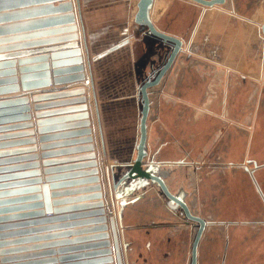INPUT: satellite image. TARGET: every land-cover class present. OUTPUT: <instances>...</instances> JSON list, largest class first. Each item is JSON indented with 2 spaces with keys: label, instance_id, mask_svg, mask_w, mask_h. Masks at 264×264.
Instances as JSON below:
<instances>
[{
  "label": "crops",
  "instance_id": "0c3cea01",
  "mask_svg": "<svg viewBox=\"0 0 264 264\" xmlns=\"http://www.w3.org/2000/svg\"><path fill=\"white\" fill-rule=\"evenodd\" d=\"M137 2L138 0H77L83 31L82 41L86 61L89 63L88 70L85 67V74H89L92 81L91 90L85 86L83 95L69 93L59 98L49 95L56 90L70 92L81 87V81L57 85L53 83V66L49 55L52 54V50L50 49L65 44L64 41L33 45L34 43L31 42L48 38L49 35L14 38L19 34H31L38 29L9 33L0 37L10 38L0 42V48H2L0 60H15L14 65L0 69V78L15 75L17 77L15 84L18 86L17 90L8 89L7 92L0 93V99L24 95L29 107L28 118L0 123V151L19 150L0 155V168L18 166L15 169L0 171V184L7 185L0 188L1 192L41 186L46 176L55 177L77 172L79 171L77 168L66 170H54V168L94 160L91 157L93 154L100 153L101 156L100 145L104 155L102 162L109 159L106 164L103 163L104 166L113 167L117 172L118 167L131 165L136 154L135 146L139 136L142 108L139 87L148 77L155 75L166 62L171 50L170 43L163 42L148 33L146 29L143 31L136 25L134 18ZM33 3H25L26 7L22 8L37 6ZM255 7L253 0H229L224 5L212 7H203L190 0H154L149 10V17L156 28L181 39L182 49L159 84L148 90L151 101L147 121L148 151L160 161L158 165L154 164L156 166L154 169L170 192L182 196L190 207V211L203 217L207 222L202 236V240L206 237L207 241L203 246L201 245V251L205 253L204 259L207 258V261L200 258L198 264H264V102H259L260 96L264 94V34L260 26L264 20V14L257 12L256 15L258 10ZM261 8L263 9L264 6ZM14 20L17 19L10 22H16ZM79 41L81 42V39ZM23 42H30V44L19 45ZM7 46L11 47L3 48ZM113 46L117 47L113 49ZM40 55H46L48 58L36 60ZM19 60L21 63H18ZM41 64L48 66L41 68ZM20 68H25L23 71L25 75L49 72L47 77L42 76L41 79L37 76L29 78L26 82L28 84L45 78H49L51 83L22 86L19 79ZM176 91L180 92L179 97L172 95ZM250 91L255 94V104L250 117L244 120L248 125L244 122L233 123L235 121H232V117L237 114L235 110L241 107V101L246 97L244 95L239 99L237 94H248ZM162 93H166L165 98L169 99L166 105H162ZM182 93L185 94L184 100L192 107H196L199 94H204L205 99H201L200 105L197 106L200 113L196 118L186 119L188 121L186 125L195 126L200 130L207 129L209 133L188 132V129H185L179 133L175 131V134L156 136L152 133V126L158 122L162 123L165 114V112L162 114V111L169 110V116L172 115L171 108L176 106V101L183 99ZM80 96L86 98L85 103L76 102ZM55 103L60 104L55 106ZM82 104L87 105L86 112L89 113L93 130L92 142L54 146L55 142L68 139L48 137L40 140L41 136L56 134L54 128H48L49 125H54L48 120L79 114L80 112L68 110ZM59 110L63 112L54 113ZM239 115L236 118L239 117L240 120ZM214 117L219 118L223 127H220L218 132L210 134V126L215 125L216 122ZM38 120L44 121L41 127H46L42 134L38 132ZM97 121L100 143H98L96 129ZM66 122L62 121V123ZM169 123L165 121L162 124ZM232 124L242 130L247 129L249 132H246V138L236 129H231ZM151 142L152 145H157L154 150L150 149ZM90 146H93V149ZM123 155L129 159L126 161L119 159ZM212 155L217 162L210 163ZM112 157L117 158L112 159ZM34 162L37 163L36 166L33 165ZM204 166L209 172L208 179L200 173L205 169ZM44 170L49 172L45 173ZM221 173L225 175L223 185L214 182V179L220 178ZM35 178H40L41 182H34ZM76 179L77 176H64L54 178L47 184ZM179 182L184 186L180 188L178 185L173 186ZM154 186L159 189L157 185ZM76 187L78 184L59 185L49 188V192H63ZM34 194L38 193L35 190L14 192L0 199H16ZM74 194L73 192L52 194L50 200L77 195ZM131 194L126 199L140 196V194L133 196ZM161 195L164 198V210L167 212L172 210L171 202L162 193ZM139 200L127 204L122 219L124 226L122 238L127 241L132 240V245L127 250V252L130 251L128 256L125 254V261L127 257H130L132 264H137L136 260H140L142 256L140 252L143 247L142 239L138 238L139 229L166 226L168 223L166 220L158 223L155 219L157 215L154 213V206L156 207L157 204L152 203L147 214L153 217L150 218L149 224L141 226L143 216L139 211ZM92 201L83 200L77 203L61 201L52 204L49 213L44 206L31 208L28 211L41 209L44 213L0 223L3 226L18 225L5 227L0 231L6 234L1 241L8 242L0 247V250L6 251L5 254L0 255V258L8 259L3 264H72L75 262L72 257L75 256L74 254L87 252L86 249L77 251L75 248L83 244L80 243V238L93 234L85 229L93 225L73 222L86 220L87 218L76 215L92 209L58 212L54 209ZM32 202L37 200H17L5 205L9 207ZM204 204L210 208L208 213L202 211V214L199 208H202ZM191 206L196 208L192 209ZM26 210L6 212L1 216L27 212ZM113 210H117V207ZM71 214H74V217H71ZM177 216L179 222L184 221V223L176 224V226L180 229L187 228L190 223L185 216L179 213ZM82 229L85 231H79ZM125 229L132 232L129 239L124 235ZM107 231L110 233L109 229ZM151 244L150 241L145 242L149 252ZM36 245L38 247H35ZM165 245V242H162L161 247L157 248L158 253L149 254L148 252L146 256L150 255L152 258L158 256L160 259L164 255ZM199 255L201 252L199 253L198 250V258ZM188 257L190 258V253Z\"/></svg>",
  "mask_w": 264,
  "mask_h": 264
},
{
  "label": "water",
  "instance_id": "95a60500",
  "mask_svg": "<svg viewBox=\"0 0 264 264\" xmlns=\"http://www.w3.org/2000/svg\"><path fill=\"white\" fill-rule=\"evenodd\" d=\"M40 1V2H39ZM196 4H199L203 7H212L216 5H224L229 0H190ZM30 2H38V4L34 7L30 8H22L26 7L25 3ZM154 0H138L137 2V12L135 14L134 22L137 26L141 27L144 31L147 30L148 33L156 36L161 39L163 42L170 43L171 50L167 57L166 62L160 67V69L155 73L154 76L148 77L143 84L139 87V94L142 100V108L140 111V119H139V136L136 143V154L132 164L126 169L115 181H113L111 188H109L110 196H113L114 200L117 204V210L115 214H112V210L109 208H104V203L101 199V186L99 179V170H98V160L96 161V157L93 154L91 157L94 160H90L87 162H80L77 164H71V166H57L54 170H66V169H74L77 168L79 171L71 172L70 174H63L62 176L48 177L46 176L45 182L39 186L32 187H24L15 190H8L5 192L0 191V198L4 195L14 192H22V191H32L35 190L38 194L22 196L18 198H9V199H0V223L6 220L11 219H20L26 216H36L44 213L43 210H33L28 211L31 208L42 206L45 207L47 212L49 213L51 210L52 204H57L61 201L68 202L74 201L73 203H77L83 200H93L92 202L81 203V204H73L71 206H65L61 208H55L54 211L58 212L61 210H73V209H92L87 212H83L81 214H77V217L87 218L86 220H80L79 224H89L93 225L91 227L85 228L86 231L93 233L84 238H80L83 243L80 246H77L75 250L80 251L81 249H86L87 252H75L74 254L75 262L72 264H123L124 256L127 253L129 242L124 241L123 238L120 237L119 228L121 229L123 226V212L122 209L128 203H134L139 200L142 195L132 197L130 200L124 201L121 198V192L118 190L123 182H127L126 185L122 186L123 194L128 197L133 191L136 189H140L143 187H148L149 185H157L159 190H161L162 194L171 202V204H176V208L173 210H177L178 208L184 215L190 219L191 221L198 223V230L196 234V238L193 242L192 246V256L191 263L196 264V247L198 244L199 237L201 235L202 230L205 226V221L190 211V207L188 204L179 196L174 195L170 192L165 182L158 176L156 173L151 170L153 167L152 163H159L160 161L156 158L154 154H149L148 151V117L150 114V98L148 90L159 84L162 77L165 75L166 71L170 68L176 56L180 53L182 49V40L167 34L166 32L159 30L154 25L152 19L149 17V10L152 7ZM22 8L14 11H10L11 9ZM78 10V4H77ZM264 14V8H263ZM33 16V17H30ZM29 17V18H27ZM13 19L16 22H10ZM27 19V20H26ZM31 34H19V36H14V38L24 36H38V37H46L36 40L33 45H41L44 43H56L58 41H64L63 45L53 47L50 55L51 65L53 66L52 74H53V83L55 85L66 83L70 81H81V87L72 90V91H61L56 90L54 93L49 94L51 97L59 98L63 96H67L69 93L74 95H83L85 92V86H90L92 88L91 76L89 74H85V65L87 63V68L89 67V63L86 61L85 49L83 41H79V33L78 27L76 24V12L74 10V4L72 0H0V37L9 33L15 32H25L30 30H36ZM261 30L264 34V20L261 23ZM56 35V36H50ZM13 37V36H11ZM10 38H0V42L2 40H7ZM70 42V43H69ZM30 44V42H23L24 45ZM28 46V45H27ZM11 46L3 47L8 48ZM117 46H113L112 48H116ZM2 49V48H0ZM84 55V56H83ZM48 56L40 55L36 60L47 59ZM15 60L7 61V59L0 60V69L8 66L14 65ZM18 63H21L20 60ZM41 68H46L47 64H41ZM63 67V68H62ZM25 68H20V82L22 86L28 85H41L45 83V85H49L51 80L49 78H45L44 80H37L31 83L28 82L29 78H35L36 76L41 79L42 76L47 77L49 72H39L33 73L30 75H25L23 73ZM17 82V77L15 75L11 77H1L0 78V93L7 92L6 90H17L18 86L15 84ZM5 85V86H4ZM91 90V89H90ZM61 91V92H60ZM86 98L80 96L76 102L85 103ZM60 103H55L57 106ZM87 105L82 104L77 108L70 109L68 111H77L79 114H74L71 116L65 117H55L52 120H48V122L54 123V125H49L48 128H54V132L52 136H41L40 140H44L46 138H55V139H68L60 142H55L54 146H64V145H74V144H82L87 142H92L93 138L91 134H93V130L91 129V121L89 119V113L86 112ZM29 107L27 105V98L24 95L1 98L0 99V123L7 122L10 120H18L21 118H28L27 114ZM96 110V108H95ZM62 110L55 111L54 113H62ZM40 115H38L39 117ZM76 120V121H74ZM66 121H73L70 123H62ZM58 123V124H57ZM39 126L38 132L42 134L44 132V128L41 127L44 124V121H37ZM62 127V128H58ZM61 129V130H60ZM43 130V131H42ZM58 143V144H56ZM93 149V146H90ZM42 148H46L42 146ZM19 150H4L0 151V155L8 154L11 152H17ZM103 154V152H102ZM102 162V158L100 159V163ZM103 163V162H102ZM33 165H37L34 162ZM102 165V164H100ZM18 166H11L10 168H0V171L7 169H15ZM158 167V166H157ZM89 168V169H86ZM106 168V175L108 177V169ZM52 170V169H49ZM157 170V169H156ZM45 173L49 172L48 170H44ZM115 172V171H114ZM111 177L113 178V173H111ZM69 177V176H77L76 180H70L66 182H53L48 185V181L53 180L54 178L60 177ZM1 179V178H0ZM114 179V178H113ZM34 182H41L40 178H35ZM32 181V182H33ZM22 182V181H21ZM17 183L19 182H11ZM78 184V187L73 190H65L63 192H54L50 193L49 188H54L59 185ZM13 185V184H12ZM3 186H7L6 184H0V188ZM41 191V194L39 192ZM69 192L75 193L73 197H66L51 201L52 194H69ZM85 193V194H84ZM14 199V200H12ZM95 199V200H94ZM17 200H37V202H32L28 204H22L18 206H9L7 207L5 204L10 202H15ZM172 208V207H171ZM27 209V212L15 213L9 215L2 214L11 211H17ZM71 217H74V214H71ZM116 218L119 223H116ZM52 219V218H50ZM84 221V222H83ZM86 222V223H85ZM18 226L17 224H8V225H0V231H2L5 227H13ZM110 230V233L107 230ZM124 229V228H123ZM81 232L85 231L84 229L79 230ZM6 237V234L0 232V247L5 245L6 241H1L2 238ZM35 247H38L36 245ZM20 249V248H18ZM83 251V250H81ZM5 250H0V255L5 254ZM62 259V258H61ZM8 259L5 257L0 258V263H5ZM55 260V259H53ZM127 262V260H126Z\"/></svg>",
  "mask_w": 264,
  "mask_h": 264
},
{
  "label": "rangeland",
  "instance_id": "374dc122",
  "mask_svg": "<svg viewBox=\"0 0 264 264\" xmlns=\"http://www.w3.org/2000/svg\"><path fill=\"white\" fill-rule=\"evenodd\" d=\"M263 2H264V0H253L254 7L256 6L255 8H257V10H258V11H256V15H257V12L259 14H261V12H262L261 6H264ZM255 8H254V10H255ZM254 14H255V12H254ZM166 93H162V97H161L162 105H166L168 103L167 101L169 99L165 98L166 96L164 95ZM172 95L179 97L181 94L179 91H176V93H172ZM199 95H200V97L196 99V102L198 101V103L196 104V107H192L189 103H187V101L184 100L185 94L182 93L183 99L176 101V106L174 108H171V110H172L171 116H169V114H168L169 110L167 112H166V110L162 111V114L165 112L164 119L162 120V123L165 121H169L170 123L169 124H162L160 122L155 123V125L152 126V133L155 134L156 136H162V135H168V133L175 134V131H178V133H179V132L184 131L185 129L186 130L188 129V132H192V131L204 132L205 131L204 133H209V132H207L208 131L207 129L200 130V128L198 129L195 126L192 127V125H189V124L186 125V123L188 122V121H186V119H190V117L196 118L198 116V114L200 113V112H198L199 110H197V106L200 105L199 103H201V99L203 100V99H205V97H204L203 93H200ZM244 95H246V97L241 101V107L238 110H235V112L237 114H235L234 117H232V121L233 120L235 121L233 123L244 122V124H245V122H246V121H244L245 118L247 120L248 116L250 117V113L254 107L255 94L251 91L248 94L247 93L237 94L238 98L239 97L242 98ZM259 102L260 103L264 102V94H262V96H260ZM170 104H172V102H170ZM173 105H175V104H173ZM209 115H211V114H209ZM238 115L241 118L240 120H239V117L236 118V116H238ZM179 116H181V117H179ZM175 117L177 119H174ZM215 120H216L215 125L210 126V130H209L211 132L210 134H214V133L218 132V129H220V127H223L222 124H220L219 118H215ZM245 125H248V124H245ZM245 127H248V126H245ZM230 128L236 129L237 131L242 133L243 136H245V138H246V132H249L247 129L242 130V129L238 128V126H235L234 124H232L230 126ZM244 133H245V135H244ZM156 146H157L156 144L152 145V142H151L150 149L154 150L156 148ZM148 148H149V146H148ZM113 158L116 159L117 157H112V159ZM119 159L126 161L129 159V157L123 155ZM103 160H104V155L102 154V161ZM107 161H109V159L106 160V162L104 161L103 163L106 164ZM212 162H217V159L215 158L214 155L210 156V163H212ZM203 168H205V169L203 170V172L201 171L200 173L204 178L208 179V176H209L208 169L206 168V166H204ZM126 169H128L127 165L123 166V167H118L117 172H116V177L118 178ZM167 176H168V174H167ZM224 177H225V175L221 173L220 178L217 177L216 179H214V182H217L219 185H223ZM181 180L182 179L180 178V181ZM177 185H178V188H180V186H184L181 182L177 183L176 185L173 184V186H175V187ZM205 188H207V187H205ZM160 191L161 190L157 189L152 184V185H149L148 187L146 186V187H143L140 189H136L131 194V196L136 195V194H140V195L142 194V197L139 200V209H140L139 211L142 213L141 215L143 216L141 226H143V225L146 226L147 224H149L150 218L153 217V215L147 214L149 212L150 204H152V203L157 204L156 207L154 206V213L157 215V217L155 219L158 220V223H161L165 220L168 221L166 226H160V227H155V228H151V229H146V228H141V230L139 229V233H138L139 237L138 238H139V240L142 239L141 243H142L143 248L141 249V252H140L142 255L141 259L136 260L137 264H154V263L155 264L156 263L157 264H188L189 263V257L188 256L190 253L191 242H192V239L194 237L195 224H192V225L189 224L187 228L181 227L182 229H180V227H177L176 224H179V223L183 224L184 223V221L179 222V220H178L179 217L177 216V212L179 209H177V210L172 209L168 212L166 210H164V206H163L164 198L161 195L162 192H160ZM191 208L195 209L196 207L191 206ZM208 208H210V207L208 205L204 204V206H202V208L201 207L199 208V211H201V212L204 211L205 213H208ZM202 214H203V212H202ZM162 218H164V219H162ZM125 231H126V229H125ZM125 231H124V235L129 239L132 232H130V231L125 232ZM206 239L207 238L204 237V239L200 243L199 253L201 252V255H199V260H201L202 258L204 259L206 257V256H204L205 253L201 251V249H202L201 245L203 246L206 243V241H207ZM134 240H135V238H134ZM124 241H127V240L124 239ZM131 241H132L131 239L127 241V242H129V247H131V245H132ZM148 241H150L152 243L150 246V248H151L150 252H149V249L145 245V242H148ZM162 242H165V244H166L165 249H163V252H164L163 257H161L159 259L158 256H156L154 258H152L150 255L146 256L148 254V252H149V254L151 252L152 253H158L157 248L160 246V244ZM129 247H128V249H129ZM129 252L130 251H128L126 253L127 256H128ZM206 259H204V260H206ZM131 260L132 259L130 257L129 258L127 257L126 264L127 263L132 264ZM158 261L160 263H158Z\"/></svg>",
  "mask_w": 264,
  "mask_h": 264
},
{
  "label": "bare ground",
  "instance_id": "6f19581e",
  "mask_svg": "<svg viewBox=\"0 0 264 264\" xmlns=\"http://www.w3.org/2000/svg\"><path fill=\"white\" fill-rule=\"evenodd\" d=\"M72 1H73V4H74V10L76 12V24H77V27H78L79 37H80V39L83 40V34H82L83 31H82V28H81V25H80L79 13H78V10H77V0H72ZM85 67L87 68V63H85ZM87 70H88V68H87ZM88 88L91 89L90 86ZM85 90H86V88H85ZM95 120H96V118H95ZM98 125L99 124H98V121H97V123H96V129H97ZM97 133H98V129H97ZM98 141H99L98 143H100V134L99 133H98ZM99 149L101 150V156H102L103 149H101V145L99 146ZM101 156H100V153L99 154H96L95 153L96 161L98 160V170H99V175L98 176H99V179H100L99 183H100V186H101V189L100 190H101V193H102L101 199H105V200H102L103 203H104V205H103L104 208L107 209V206H108V208L110 210H112V212H113L112 214H114V215L116 214L117 215L116 210H113V209H115V207H118V206H117L116 201L114 200L113 196H110V194H109V191H110L109 188H111L113 181L116 180L115 175H114V173L116 171H115V169H113V167H111V168L107 167V169H108L107 170L108 171V177H107V175H106L107 174L106 173V168H105L106 166H104V164L102 162L100 163V159L102 158ZM100 164H102V165H100ZM154 164L155 163L153 162L152 165H151L153 167V169L151 171L154 172V173H156V171L154 169L156 166H154ZM111 173H113V175H114L113 178L114 179L111 177L112 176ZM125 183L126 182H123L121 184L118 192L119 193L121 192V195H122L121 198H123L124 201H127L128 199H126V196L123 194L124 192H122V189H121V187L124 186ZM126 206H127V204H126ZM126 206H124L122 209L124 210V208ZM116 223L117 224L119 223V221L117 220V218H116ZM118 230H119V233H120V237L122 238V230H123V227L121 229L119 228ZM123 264H126L125 256H124V262H123Z\"/></svg>",
  "mask_w": 264,
  "mask_h": 264
},
{
  "label": "flooded vegetation",
  "instance_id": "af4514ba",
  "mask_svg": "<svg viewBox=\"0 0 264 264\" xmlns=\"http://www.w3.org/2000/svg\"><path fill=\"white\" fill-rule=\"evenodd\" d=\"M262 12H263V9H262ZM261 24V23H260ZM261 26V25H260ZM156 165H158L157 163H156ZM180 197H182V196H180ZM182 199H183V197H182ZM185 201V200H184ZM172 205V208H176L177 206H176V204L174 205V204H171ZM179 209V208H178ZM176 210V209H175ZM192 213H193V211H191ZM177 213H179V214H181V215H184V213L183 212H181V210L179 209L178 210V212ZM194 214V213H193ZM185 216V215H184ZM197 216H199V215H197ZM201 217V216H200ZM185 218L188 220V222L190 223V225H192V224H195V231H194V237H193V239H192V242H191V246H190V258H189V263L188 264H190L191 263V256H192V246H193V242H194V240H195V238H196V234H197V230H198V223L197 222H194V221H191L190 219H188L186 216H185ZM204 221H205V219L203 218V217H201ZM206 221H205V226H204V229L202 230V232H201V235H200V237H199V240H198V244H197V247H196V264H198V250H199V247H200V243H201V240H202V236H203V233H204V230L206 229Z\"/></svg>",
  "mask_w": 264,
  "mask_h": 264
}]
</instances>
